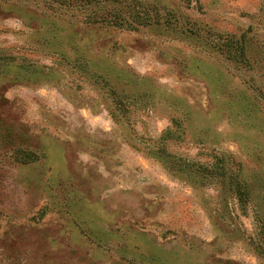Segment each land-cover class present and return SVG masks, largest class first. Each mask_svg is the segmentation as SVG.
Segmentation results:
<instances>
[{
    "label": "rangeland",
    "instance_id": "374dc122",
    "mask_svg": "<svg viewBox=\"0 0 264 264\" xmlns=\"http://www.w3.org/2000/svg\"><path fill=\"white\" fill-rule=\"evenodd\" d=\"M72 3L0 0V264H264V0Z\"/></svg>",
    "mask_w": 264,
    "mask_h": 264
},
{
    "label": "trees",
    "instance_id": "16d2710c",
    "mask_svg": "<svg viewBox=\"0 0 264 264\" xmlns=\"http://www.w3.org/2000/svg\"><path fill=\"white\" fill-rule=\"evenodd\" d=\"M72 1H74V2H77L78 3V0H68V3H71V4H75V3H72ZM87 2H99L100 0H86ZM87 4H90V3H87ZM92 15H94V16H97V15H99L98 14V11H94L93 13H92ZM118 20H112V22L113 23H121V22H117Z\"/></svg>",
    "mask_w": 264,
    "mask_h": 264
}]
</instances>
